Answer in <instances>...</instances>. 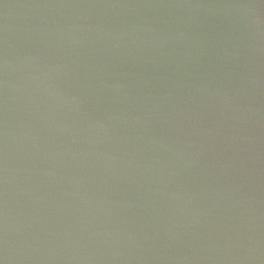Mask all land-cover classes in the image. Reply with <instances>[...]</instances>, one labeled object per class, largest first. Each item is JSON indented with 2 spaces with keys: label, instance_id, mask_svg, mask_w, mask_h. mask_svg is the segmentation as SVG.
I'll use <instances>...</instances> for the list:
<instances>
[{
  "label": "water",
  "instance_id": "1",
  "mask_svg": "<svg viewBox=\"0 0 264 264\" xmlns=\"http://www.w3.org/2000/svg\"><path fill=\"white\" fill-rule=\"evenodd\" d=\"M0 264H264V0H0Z\"/></svg>",
  "mask_w": 264,
  "mask_h": 264
}]
</instances>
